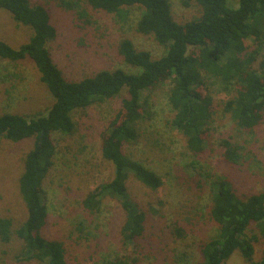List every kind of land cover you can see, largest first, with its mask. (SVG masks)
Here are the masks:
<instances>
[{"label":"trees","instance_id":"trees-1","mask_svg":"<svg viewBox=\"0 0 264 264\" xmlns=\"http://www.w3.org/2000/svg\"><path fill=\"white\" fill-rule=\"evenodd\" d=\"M56 1L65 8L76 9L81 17L86 12L81 9L82 4L104 10L119 23L128 22L129 8L138 7L135 30L152 35L165 50L153 57L147 50L137 49L129 38H122L118 53L132 69L99 70L79 80H67L47 46L56 36L47 7L30 0H0V9L31 30L28 40L18 47L0 40V59H30L53 99L43 114H0V139L18 142L34 138L18 178L26 216L15 229L9 217L0 216V241L9 242L16 236L21 242L16 260H35L40 264H67L63 242L41 234L47 212L40 190L56 153L52 134L74 131V111L126 91L118 121L106 130L100 149L102 158L113 166V176L91 191L82 204L93 210L105 194L118 197L124 212L120 234L129 243L142 236L145 214L127 197L128 177L131 175L151 190L161 185L154 171L131 160L123 150L124 145L138 140L139 122L151 114L148 107L152 88L168 82L170 124L184 136L187 149L196 158L204 151L202 134L208 130L213 116L210 84L217 83L229 94L222 101V110L238 129L254 130L264 113V0H237L236 5L229 0H194L200 14L182 23L172 17L169 0ZM221 143L228 162L236 164L243 159L242 145L227 139ZM190 165L202 168L196 160ZM211 188L209 217L217 225V232L200 244V259L193 264H221L235 251L249 264H264V190L241 198L221 177L214 179ZM76 229L82 230L81 226ZM173 231L179 237L185 233L178 224L173 225ZM256 244L261 246L258 261L253 259ZM103 261L102 264H129L124 260Z\"/></svg>","mask_w":264,"mask_h":264},{"label":"rangeland","instance_id":"rangeland-1","mask_svg":"<svg viewBox=\"0 0 264 264\" xmlns=\"http://www.w3.org/2000/svg\"><path fill=\"white\" fill-rule=\"evenodd\" d=\"M229 1L236 5L237 0ZM30 2L48 9L56 36L47 46L67 80H79L99 70L132 69L118 53L122 38H129L137 49L147 50L153 57L165 50L152 35L135 30L140 15L138 7L129 8L128 22L119 23L112 13L85 4L81 5L86 11L81 17L76 9L65 8L56 0ZM169 2L177 22L200 14L194 0ZM30 34L29 27L0 9L1 41L18 47ZM169 88L168 82L152 88L148 107L151 114L139 122L138 140L123 147L131 160L144 164L161 179V185L151 190L131 175L128 177L127 197L145 214L144 232L132 243L123 240L120 234L124 212L118 197L105 194L93 210L82 204L91 191L113 176V166L102 158L100 149L106 130L118 121L121 98L126 91L74 111L72 133L52 134L56 153L41 184L40 195L47 212L41 234L63 242L67 264H102L103 259L124 260L129 264H193L200 259V244L217 232V225L209 217L214 179L225 178L241 198L264 190V113L254 130L238 129L222 110V101L229 94L217 83L210 84L213 116L208 130L202 134L204 151L196 158L187 149L184 136L170 124ZM52 101L30 59L18 62L0 59V114L11 112L32 117L45 113ZM223 139L243 146L244 157L239 163L225 159ZM33 142V137L18 142L0 139V216L9 217L13 229L26 216L18 178ZM192 160L198 161L202 168H192ZM176 224L185 230L182 237L173 231ZM76 226L82 230L78 231ZM252 229L249 228V233ZM20 247L16 236L9 242L0 241V264H40L35 260H16ZM260 249L256 244L255 261L259 260ZM221 264L249 262L235 251Z\"/></svg>","mask_w":264,"mask_h":264}]
</instances>
